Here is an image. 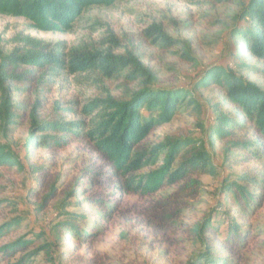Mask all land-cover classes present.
Segmentation results:
<instances>
[{
  "label": "trees",
  "instance_id": "trees-1",
  "mask_svg": "<svg viewBox=\"0 0 264 264\" xmlns=\"http://www.w3.org/2000/svg\"><path fill=\"white\" fill-rule=\"evenodd\" d=\"M123 1L127 0H0V15L24 19L36 32L69 33L87 9ZM210 1L227 4L235 0ZM227 33L228 61L247 56L264 63V0L240 1L239 12L231 19ZM143 35L150 46L162 51L177 47L182 60L195 62L190 43L168 37L160 26H150ZM14 44L9 54L0 51L1 136L7 138L27 118L26 151H58L73 141L88 142L111 169L107 173L84 169L80 183L76 181L74 188L64 191V197L56 205L58 222L49 234L61 245L48 241L42 232L34 237L20 235L0 243V264H38L39 259L45 264L73 261H76L73 264H107L103 257L86 259L74 256L71 251H65L62 256L56 253L57 248L64 250L67 244H72L76 251L78 247H88L100 236L98 229L89 227L86 214L70 211L68 200L79 198V202L100 212L99 222L110 223L118 207L104 199L96 188L143 197L167 188L171 191L150 205L147 223L168 229L178 226L176 220L182 217L183 207L201 195V178L217 174L209 152L212 143H222L226 155L237 151L251 156L264 143V91L238 75L229 62L206 68L190 89L155 88L151 84L154 77L136 57L130 55L123 66L121 58L112 54L111 50L118 47L112 35L107 42L112 48L106 54L78 52L67 57V61L50 44L36 38L17 35ZM63 72L73 76L97 73L119 78L123 80L119 85L122 96L93 100L82 112L88 117L96 114L87 124L55 117L40 119L38 89L46 86L50 78L62 77ZM202 89L217 92L221 99L210 106L209 121L204 105L196 97ZM181 112L197 121L195 127L203 138L176 129L157 142L149 141L154 129L170 124ZM0 168L22 171L10 147L1 143ZM56 191L55 182L47 186L38 211L57 195ZM218 194L235 216L224 212V219L220 220L215 207L211 214L195 223L189 235L202 248L183 264H242L251 227L248 223L264 203V175L248 171L233 181L224 178ZM20 223L19 218L1 223L0 241L7 239ZM64 255L62 262L60 258Z\"/></svg>",
  "mask_w": 264,
  "mask_h": 264
},
{
  "label": "rangeland",
  "instance_id": "rangeland-1",
  "mask_svg": "<svg viewBox=\"0 0 264 264\" xmlns=\"http://www.w3.org/2000/svg\"><path fill=\"white\" fill-rule=\"evenodd\" d=\"M240 1L244 0L227 4H215L210 0H127L109 7L87 9L73 24L69 33L36 32L24 19L0 15V51L9 54L16 46L15 37L23 35L50 44L67 61V57L78 52L106 54L112 48L107 44L112 35L118 43V47L111 50L112 54L121 58L119 60L124 62L123 66L127 64L130 55L136 57L154 77L151 84L155 88L190 89L206 68L229 62L238 75L264 91V63L247 56L229 61L227 59L228 27L231 19L239 12ZM152 25L160 26L172 39L189 42L195 62L182 60L177 47L162 51L150 46L144 39L143 32ZM122 81L97 73L73 76L63 72L62 77L50 78L46 86L42 85L38 89L40 108L37 114L40 119L55 117L65 121L81 120L87 124L96 118V114L84 116L83 109L93 100L122 96L119 88ZM196 97L204 105L205 117L208 121L211 120L210 106L221 102L217 92L202 89L196 93ZM196 123L192 116L181 112L170 124L154 129L149 141L157 142L176 129L203 138L195 127ZM28 128L29 121L26 118L7 138L1 136L0 129V143L9 146L22 165V171L0 168V224L13 218L21 220L12 234L0 243L25 234L34 237L42 232L48 241L61 245L49 234L52 226L58 222L55 221L56 205L64 197V191L74 188L76 181L80 183L84 169L92 168L107 173L111 166L107 165L88 142L73 141L68 147L58 151L32 149L28 152L24 149ZM260 144L262 147L257 145L258 150L252 152L256 157L237 151L226 155L222 143H212L209 152L217 174L201 178V195L183 207L182 217L176 220L178 226H170L168 229L147 223L150 205L171 191L167 188L144 197L127 195L111 188H96L95 191L104 199L116 203L118 207V213L110 223L99 222L100 212L89 204L79 202V198L68 200L71 203L70 211L86 214L89 227L98 229L100 236L88 247H78L76 251L72 244H67L64 250L62 247L57 248L56 253L62 256L65 251H71L74 256L86 259L103 257L107 264L185 263L202 248L189 235V229L195 223L211 214L215 207L220 220L224 219V212H229L230 217L235 216L230 212L233 209L228 208L227 202L219 199L218 187L221 180L228 178L233 181L248 171L254 175H264V143ZM52 182H55L57 195L38 211L37 207L47 193V186ZM248 224L251 227L247 233L242 264H264V203ZM65 257L60 258L62 262ZM37 263L45 264L41 259Z\"/></svg>",
  "mask_w": 264,
  "mask_h": 264
}]
</instances>
